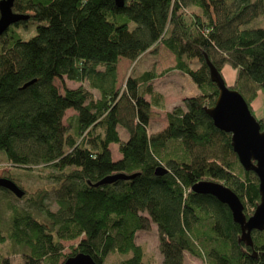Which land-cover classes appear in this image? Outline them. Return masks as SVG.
<instances>
[{
    "label": "trees",
    "instance_id": "trees-1",
    "mask_svg": "<svg viewBox=\"0 0 264 264\" xmlns=\"http://www.w3.org/2000/svg\"><path fill=\"white\" fill-rule=\"evenodd\" d=\"M13 12L28 19L0 36V155L17 169L45 167L55 208L46 188L25 207L5 201L0 244L9 240L22 264H61L79 253L96 264L116 255L117 264H144L136 236L154 224L161 264H184V253L209 264H264V230L253 231V247H246L228 208L191 192L202 180L222 183L247 217L245 206L259 203L256 176L243 170L230 134L204 111L218 95L205 55L220 73L224 66L236 72L229 88L252 113L251 104L264 96V26H248L264 21V0H127L120 8L114 0H14ZM29 22L35 33L23 40L16 29ZM159 46L199 94L183 100L185 109L166 111V126L151 133L153 109L164 108L150 86L158 75L131 72L121 90L116 70L120 59L134 63ZM192 60L199 62L195 70ZM55 79L79 86L62 84L60 91ZM67 110L75 114L66 127ZM257 120L264 130V116ZM117 127L128 134L125 141ZM159 167L167 172L156 175ZM114 174L134 177L92 186ZM5 178L22 188L13 174ZM74 241L64 255L62 242ZM0 264L9 263L0 256Z\"/></svg>",
    "mask_w": 264,
    "mask_h": 264
},
{
    "label": "rangeland",
    "instance_id": "rangeland-1",
    "mask_svg": "<svg viewBox=\"0 0 264 264\" xmlns=\"http://www.w3.org/2000/svg\"><path fill=\"white\" fill-rule=\"evenodd\" d=\"M256 15H259L257 12ZM16 29V31L21 35L23 40L29 39L35 33L34 26L31 22L26 24V27H20ZM264 21L260 17L252 19L250 25L248 27H263ZM121 59L118 65V79L116 87L118 89H123L124 82L127 76L132 72L135 76L141 74L144 70H149L158 75L151 83L150 86L154 92H158L162 95L164 108L161 110L153 109L151 113V120L149 124V132L155 133L162 130L166 126V120L164 114L166 111H171L173 108L180 106L182 109H185V105L183 100L187 98L194 97L199 94V91L196 85L193 83L191 78L178 70L172 69L175 65L174 56L167 51L162 46L154 48L147 53L141 55V57L136 61L132 62L129 66L123 65ZM128 61V60H127ZM190 69H197L199 67V62L197 60H192L188 63ZM232 70V69H231ZM222 76L225 80V83L228 87H233L234 81L231 80L232 71L228 68V66H224L221 70ZM117 76V74H116ZM117 78V77H116ZM236 78V76H235ZM55 86L62 91V87L64 86L75 89L79 85L72 81L68 80H54ZM147 100L150 99L149 95L145 96ZM252 105V113L256 119H259L264 116V96L260 95L257 99L254 100ZM75 112L73 110H67L65 116L63 118V125L68 126L67 118L73 116ZM258 121V120H257ZM118 133L121 139L126 140L128 134L118 127ZM110 151L112 154V158L115 160L119 153L117 152V145L112 144L110 146ZM3 156L0 155V178H5L8 174H13L15 179L19 180L18 184L21 189L24 191L23 198H16L14 195L5 193V191H0V209L2 210L5 207V201L10 202L12 205L18 207H25L28 204L26 199L35 196L39 192V188L45 189L49 191L47 200L51 205V208H55V205L52 201L51 195V187L48 179L45 178L47 170L45 167H36L31 168L30 170H22L11 167L7 163L4 162ZM248 208L247 215L250 216L254 208ZM7 213V212H5ZM7 215V214H6ZM3 217H5L2 214ZM9 240L5 239V241L0 244V256L5 257L9 264H22L24 259L21 255H18L16 249L12 252V249L9 246ZM74 242H62L64 249L63 254H70L71 250L69 249ZM136 244L140 245L144 252V264H161L162 256L158 249V232L157 228L154 224L151 225L149 231H141L137 233L136 236ZM200 245V244H199ZM205 252V249L201 247ZM12 252V253H11ZM117 258L118 262L120 257L117 255L108 259V263L106 264H117L118 262L114 259ZM183 263L184 264H209L206 257L197 258L191 256L188 253L183 254Z\"/></svg>",
    "mask_w": 264,
    "mask_h": 264
},
{
    "label": "water",
    "instance_id": "water-1",
    "mask_svg": "<svg viewBox=\"0 0 264 264\" xmlns=\"http://www.w3.org/2000/svg\"><path fill=\"white\" fill-rule=\"evenodd\" d=\"M127 0H114L117 7H122ZM14 0H0V36L13 25L22 20H27L28 15L13 12ZM205 63L209 70L210 81L216 85L218 95L212 107L204 108L205 113L212 120L215 128L230 134L231 147L239 164L245 172H252L258 180L259 203L253 213L247 217L244 205L240 198L222 183L212 180H202L191 187V192L210 195L219 203L225 205L231 213L234 223L240 228L238 241L246 247H253L251 233L264 230V130H261L257 119L252 115L245 100L237 91L229 88L222 74L214 67L205 55ZM35 80L27 83L32 84ZM24 86V87H25ZM167 172L159 167L156 175ZM134 175L114 174L107 176L92 184L98 187L111 184L117 180H129ZM90 185V182H88ZM0 189L7 190L16 198H22L24 191L13 181L0 178ZM251 258L256 259V252L251 253ZM61 264H96L87 254H76L67 257Z\"/></svg>",
    "mask_w": 264,
    "mask_h": 264
},
{
    "label": "crops",
    "instance_id": "crops-1",
    "mask_svg": "<svg viewBox=\"0 0 264 264\" xmlns=\"http://www.w3.org/2000/svg\"><path fill=\"white\" fill-rule=\"evenodd\" d=\"M147 53V52H146ZM120 61H121V59L119 60V62H118V64H117V70H116V74H117V79H118V65H119V63H120ZM122 62H123V65H124V67L125 66H129L132 62H130V61H127V60H122ZM227 67V66H226ZM228 68L230 69V71H232V77H231V80L232 81H234L235 80V76H236V72L232 69L231 70V68L228 66ZM146 98V97H145ZM146 100H147V98H146ZM251 107H252V105H251ZM253 108V107H252ZM262 118V117H261ZM122 129V128H121ZM117 131H118V127H117ZM120 136V135H119ZM120 139H121V137H120ZM126 139H127V137H126ZM122 141H123V139H121ZM125 141V140H124ZM120 158V155L119 156H117L116 158H115V160L116 159H119Z\"/></svg>",
    "mask_w": 264,
    "mask_h": 264
},
{
    "label": "bare ground",
    "instance_id": "bare-ground-1",
    "mask_svg": "<svg viewBox=\"0 0 264 264\" xmlns=\"http://www.w3.org/2000/svg\"><path fill=\"white\" fill-rule=\"evenodd\" d=\"M239 162V161H238ZM241 166V165H240Z\"/></svg>",
    "mask_w": 264,
    "mask_h": 264
}]
</instances>
